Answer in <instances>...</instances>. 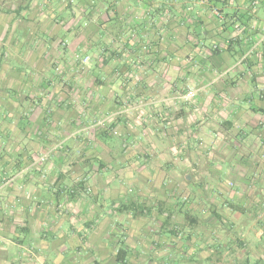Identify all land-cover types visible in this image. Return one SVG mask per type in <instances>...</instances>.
<instances>
[{"label":"crops","instance_id":"obj_1","mask_svg":"<svg viewBox=\"0 0 264 264\" xmlns=\"http://www.w3.org/2000/svg\"><path fill=\"white\" fill-rule=\"evenodd\" d=\"M98 1L102 21L88 0H0V264H218L228 229L185 225L181 195L227 180V200L264 203V0H216L221 18L204 0ZM80 45L71 115L59 71ZM73 162L88 189L70 198Z\"/></svg>","mask_w":264,"mask_h":264},{"label":"rangeland","instance_id":"obj_2","mask_svg":"<svg viewBox=\"0 0 264 264\" xmlns=\"http://www.w3.org/2000/svg\"><path fill=\"white\" fill-rule=\"evenodd\" d=\"M207 7L211 8V12L213 16L221 18L222 16V10L220 8V5L217 4L216 0H204ZM250 5H251V1ZM71 4V2H70ZM88 4L91 7L90 11L88 12L91 15V20L93 21H102L103 14L101 13V10L99 11V8L101 5L99 4L98 0H88ZM52 8V7H51ZM74 12H70V23H73L75 25L74 37L78 38L79 41H81V38L83 36L82 34V25L83 23L80 22L77 24L76 20H79L81 18V15L84 12L83 9H73ZM60 14V13H59ZM95 30H97V26L93 27ZM95 32V31H94ZM64 45H66V42H63ZM81 44V43H80ZM66 47H68L66 45ZM81 45L78 47L79 53H73V58H70V74H65V71L63 68H60V76H59V83L62 85L61 92H69L70 91V114H81L83 104H82V83L86 80V77L84 75V65L90 61L88 57H83L81 55ZM75 52V51H74ZM63 65V64H62ZM64 67V66H63ZM73 67V68H72ZM72 68V69H71ZM63 96L61 95L60 98ZM69 99V98H68ZM67 99H65L66 101ZM106 115V114H104ZM104 115H101L98 118H95L90 123V128L92 129H98V128H104L105 126V118ZM77 126H80L81 123L75 124ZM87 124L83 125V127L86 128ZM82 126L80 128H83ZM115 132V131H114ZM116 133V132H115ZM59 145H61V142H57ZM48 145V143H47ZM54 145H52L53 147ZM48 148H51V145H48ZM96 150V148H95ZM77 153L78 157L75 158V160L82 159L86 154ZM47 153H42V155L38 156L32 164H36L39 162H43L47 159ZM72 161V159L70 158ZM74 160V161H75ZM76 162H73L70 164V198L73 196H81V194L85 193V189H88V182L86 180L85 176H82L80 174H75L74 166ZM224 185H203L202 187H196L198 195H202L203 198H206L208 193H211L215 196H212L216 201H211L204 199L201 201L200 199H197L198 195H193L191 193L190 189L192 187H188L187 193L182 196L181 194V201H182V207L185 212L186 216L184 217L185 225L191 226L194 225L195 222L201 220L204 221L203 225H209V226H225V228L229 231V245L223 246L224 241L223 239H220V234L217 237V248L216 252L218 254V264H264V203H259L261 206L257 207L254 206L253 202H233L231 200H227L226 196H223V193H225V188L229 189L228 191H231L233 188V183L231 181H223ZM126 186L128 189L131 187L128 183H126ZM133 189V188H132ZM178 187L175 188L177 190ZM137 192V193H136ZM135 194L137 196H140L141 192L136 191ZM176 194H178V191H176ZM146 203V202H145ZM154 203V205H152ZM150 204H144L145 208L147 207H154V209L160 208L162 204L159 201L153 202ZM6 206V204H5ZM60 207V205H58ZM182 210V211H183ZM197 211V218H194V212ZM183 212V213H184ZM238 212L241 215H244V218L240 216L239 219L236 220L234 218V213ZM213 213L220 214V218L218 219ZM229 213V214H228ZM237 214V213H236ZM227 215L233 217H226ZM196 217V216H195ZM211 220H217L214 224L211 222ZM245 221V223H244ZM183 220L180 221V223H172L171 226H173V229L175 231H178V226H182ZM245 224L246 226H251V233L249 234H243V232L240 230V225ZM263 230L261 234H257V231ZM223 237H225L226 232L221 234ZM187 239L190 241V237L187 235ZM258 237L260 240H258ZM220 239V241H219Z\"/></svg>","mask_w":264,"mask_h":264},{"label":"built area","instance_id":"obj_3","mask_svg":"<svg viewBox=\"0 0 264 264\" xmlns=\"http://www.w3.org/2000/svg\"><path fill=\"white\" fill-rule=\"evenodd\" d=\"M255 3H256V0H252V1H251V5H252V6H254ZM195 94H196V93H195L194 90L189 89V90H187L185 93H183V94L181 95V98H182L183 100H187V99H190V98L194 97Z\"/></svg>","mask_w":264,"mask_h":264},{"label":"trees","instance_id":"obj_4","mask_svg":"<svg viewBox=\"0 0 264 264\" xmlns=\"http://www.w3.org/2000/svg\"><path fill=\"white\" fill-rule=\"evenodd\" d=\"M122 253H123V251H121V249L119 248L118 250H117V259H119V258H121V257H119V255H122Z\"/></svg>","mask_w":264,"mask_h":264}]
</instances>
